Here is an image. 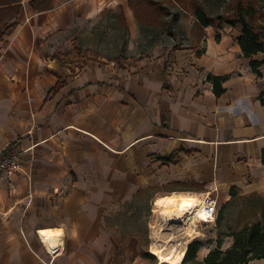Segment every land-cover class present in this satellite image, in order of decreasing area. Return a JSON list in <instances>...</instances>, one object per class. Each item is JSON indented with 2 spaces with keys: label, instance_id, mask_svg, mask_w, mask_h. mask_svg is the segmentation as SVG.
<instances>
[{
  "label": "crops",
  "instance_id": "1",
  "mask_svg": "<svg viewBox=\"0 0 264 264\" xmlns=\"http://www.w3.org/2000/svg\"><path fill=\"white\" fill-rule=\"evenodd\" d=\"M128 2L54 0L40 10L20 0L19 14L1 24L0 152H22L23 168L0 180V264L117 263L124 249L108 215L117 189L124 205L152 187L217 188L224 204L232 187L264 199V52L245 56L241 31L209 26L190 48L170 44L125 67L91 64L74 76L63 70L71 35L119 6L130 21ZM210 74L228 75L219 96ZM46 228L63 230L57 254L41 237ZM139 253L133 238L122 263H149Z\"/></svg>",
  "mask_w": 264,
  "mask_h": 264
},
{
  "label": "rangeland",
  "instance_id": "2",
  "mask_svg": "<svg viewBox=\"0 0 264 264\" xmlns=\"http://www.w3.org/2000/svg\"><path fill=\"white\" fill-rule=\"evenodd\" d=\"M236 1L237 0H202V3L211 15H221L226 18L227 14L234 11V4ZM243 1H253L256 4L259 13L255 17V23L258 26L262 25L261 29L264 30V0ZM172 13L175 16H169L168 26L161 28H144L139 24L133 11V18L130 19V21L127 20V26L125 27L117 17L119 8L115 7L105 10L97 19L89 21L86 25L80 27L77 33L71 35V39L74 40V43L70 48H65V55L61 57V66L70 76H74L91 64L108 65L110 68H117L118 66L125 67L127 64L141 58H151L164 52L170 44H172L175 49L179 50H183L186 47L190 48L195 46L196 40L200 42L201 37L206 35L205 29L201 31L197 28L196 17L191 11L174 6L172 8ZM173 18L174 21H171ZM218 25L219 20L216 22V26H213L216 31H218ZM226 26L227 24L222 22L221 29L223 30ZM233 28L236 31H241L242 26L238 25ZM20 147L21 146H16L12 151H18ZM28 158L29 156H25V161H29ZM71 190L72 188L69 187L64 193L68 194ZM175 191L186 190L166 187L154 192L150 191L142 198L136 201L134 200L132 204L124 205L121 199L120 189H117V205L110 208L111 210L108 215L114 223L113 229H115L119 239L121 235L125 234L124 238H122L123 241L120 240L121 249L124 250L118 255L117 263L100 264H176L169 261L162 262L159 256L152 251L161 245L156 244L158 238L156 229L153 228L154 230H152L150 226L151 223L152 225H157V222L161 221V210H159L160 214L154 211L155 199L161 198L167 194H172ZM215 194L218 197L219 211L221 212L224 202L221 200V196L218 195V191ZM251 206V203L247 200H242V198L235 199L224 208L225 220L222 222L220 228L218 227L217 221L212 223H198L196 221V232L193 233V236H189L182 225L172 224L169 226L174 232L173 237L175 242L182 244L188 240V246L192 241L199 240L203 243V246L200 248L202 251L200 256H198L199 250L196 260L190 261L189 264H196V262L204 260L208 253L211 252L212 249L218 247V245H221V249L223 250L227 249L229 238H233L234 242V237L223 235V233L236 229L237 223H243L248 218H254L255 213H253L254 211ZM162 216L167 218L164 215ZM164 226L169 228L167 225ZM133 238L139 240L140 249L147 250L149 253L153 254L155 258L145 257L139 253L140 257L147 260L149 263H136L135 258H133L130 263H122L123 260H125L124 254L127 243ZM179 244L178 246L180 247ZM119 261L121 263H118Z\"/></svg>",
  "mask_w": 264,
  "mask_h": 264
},
{
  "label": "trees",
  "instance_id": "3",
  "mask_svg": "<svg viewBox=\"0 0 264 264\" xmlns=\"http://www.w3.org/2000/svg\"><path fill=\"white\" fill-rule=\"evenodd\" d=\"M31 5L40 10L50 9L54 5V0H31ZM129 7L133 10L134 16L139 21L142 27H165L169 24V16L174 15L172 8L175 6L184 10H189L196 17V26L199 30L204 31L206 27L216 26V22L219 20L218 27L221 28L222 22L229 24L233 27L238 25L242 26L241 36L239 37V43L242 47L243 53L247 57H253L259 52H264V30L262 25L258 26L255 23V17L259 13L256 4L253 1L237 0L234 4V11L227 14L224 18L221 15L213 16L205 8L202 0H129ZM21 4L20 0H0V39L4 35L3 26L7 20L13 19L20 12ZM119 21L123 26H127V16L123 6H119ZM175 16V15H174ZM177 16V15H176ZM176 18V17H175ZM264 18V13H263ZM174 21V18L171 20ZM202 53L197 52V56ZM253 69L257 72L261 63L252 60ZM228 79L227 76L209 75L207 80L213 83L214 92L217 96L225 92L226 88L223 86L224 82ZM166 80V75H165ZM65 81L59 79L55 87L49 92L48 97L53 93H56L63 85ZM167 86V81H165ZM262 155V163L264 165V151ZM161 160H169L170 157L157 156ZM181 185V183H176ZM190 186L187 184H182ZM196 186H200L196 184ZM182 187V186H181ZM152 188H141L135 194L131 202H127L126 205H130L133 201L140 199L145 193L149 192ZM186 190V188H181ZM231 200L224 204L221 212L219 211L217 217V224L220 228L222 222L225 220L224 208L232 203L237 198L247 200L251 203V208L255 213L254 218H248L243 223H237L236 229L233 231L223 233V235H230L234 237L233 244L227 249H221V245L211 250L204 260L196 262V264H248L255 259H264V199L257 193L250 195H240L237 187H232ZM121 235V240L124 238ZM203 243L199 240L192 241L186 251V255L181 264H189L190 261L196 260L197 253ZM120 252V251H119ZM121 253V252H120ZM141 254L145 257L155 258V256L149 253L147 250L141 248Z\"/></svg>",
  "mask_w": 264,
  "mask_h": 264
},
{
  "label": "bare ground",
  "instance_id": "4",
  "mask_svg": "<svg viewBox=\"0 0 264 264\" xmlns=\"http://www.w3.org/2000/svg\"><path fill=\"white\" fill-rule=\"evenodd\" d=\"M199 196L200 195L196 194L195 192L187 191H178L169 195L167 194L161 198L155 199L154 209L159 214L161 212L162 215L167 217L165 219L168 221V224L174 222H183V229H185L189 236H193V233L196 232V218L198 215H196L194 218L186 217L195 209V207L201 203ZM159 210L161 211L159 212ZM200 215H202V213H200ZM159 224L163 232L158 231L156 226L153 228L156 229V234L158 237L156 244L161 246L153 249V252L159 256L162 262L169 261L172 263L181 264L186 255L188 240L182 244L175 242L173 237L174 232L171 230V228L169 227L164 229V224ZM39 232L48 248V251H50L52 254H57L58 252L62 251L64 243V234L62 229L46 228L41 229ZM178 244L181 248L178 246Z\"/></svg>",
  "mask_w": 264,
  "mask_h": 264
},
{
  "label": "built area",
  "instance_id": "5",
  "mask_svg": "<svg viewBox=\"0 0 264 264\" xmlns=\"http://www.w3.org/2000/svg\"><path fill=\"white\" fill-rule=\"evenodd\" d=\"M264 127V123H263ZM23 168V156L22 152H13L10 154H6L3 152H0V180L3 179H11L14 176H16ZM218 191L217 188L196 193L200 195L201 203L195 207V209L186 217H195L196 215V221L198 223L200 222H215L217 221V217L219 214V200L217 195L215 194ZM155 211V209H154ZM202 213V215H200ZM161 221L157 222V225L150 224L152 230L153 227L156 226V229L160 232H163L160 227L159 223H162L164 225H167V227L171 226L172 224H179L184 226L183 222H174L168 224L166 219L160 215ZM164 228H166L164 226ZM153 251V250H152Z\"/></svg>",
  "mask_w": 264,
  "mask_h": 264
}]
</instances>
